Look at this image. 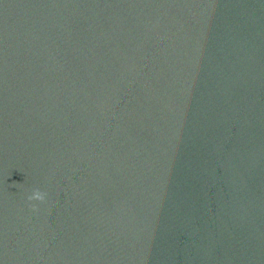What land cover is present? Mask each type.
I'll return each instance as SVG.
<instances>
[{
    "label": "water",
    "instance_id": "1",
    "mask_svg": "<svg viewBox=\"0 0 264 264\" xmlns=\"http://www.w3.org/2000/svg\"><path fill=\"white\" fill-rule=\"evenodd\" d=\"M0 264H264V0H0Z\"/></svg>",
    "mask_w": 264,
    "mask_h": 264
},
{
    "label": "clouds",
    "instance_id": "2",
    "mask_svg": "<svg viewBox=\"0 0 264 264\" xmlns=\"http://www.w3.org/2000/svg\"><path fill=\"white\" fill-rule=\"evenodd\" d=\"M46 193L41 192L39 189H34L32 194L27 197L29 201L39 200L43 201L45 199Z\"/></svg>",
    "mask_w": 264,
    "mask_h": 264
}]
</instances>
